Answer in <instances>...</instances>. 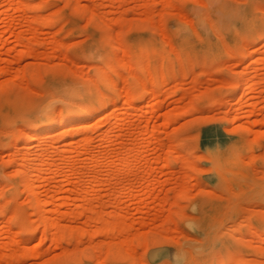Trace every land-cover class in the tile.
<instances>
[{"label":"rangeland","instance_id":"374dc122","mask_svg":"<svg viewBox=\"0 0 264 264\" xmlns=\"http://www.w3.org/2000/svg\"><path fill=\"white\" fill-rule=\"evenodd\" d=\"M0 264H264V0H0Z\"/></svg>","mask_w":264,"mask_h":264},{"label":"bare ground","instance_id":"6f19581e","mask_svg":"<svg viewBox=\"0 0 264 264\" xmlns=\"http://www.w3.org/2000/svg\"><path fill=\"white\" fill-rule=\"evenodd\" d=\"M18 2V1H17ZM19 2H21V0H19ZM22 3H23V1H22ZM27 3V2H26ZM26 6V5H25ZM149 90V89H148ZM104 93V92H103ZM130 98H132L131 96H129ZM103 104H104V102H103ZM141 110H143V109H140V111ZM144 111V110H143ZM37 137H39V134L38 133H33L31 136H29V138H37ZM129 151V150H128ZM28 153V152H27ZM24 155V154H23ZM39 155V154H38ZM125 155V154H124ZM111 156V155H110ZM115 156V155H114ZM28 158L29 157H26V156H24L23 158H22V161H21V165H22V170L24 171V175H23V180H22V182H23V184L27 187V189H28V191H29V194H30V198L37 204V207L38 208H40V215H41V217L43 218V221H45L46 220V218H48L49 217V209H48V207H47V204L49 203V201L47 200L46 201V199H44V196H43V192L40 190V188L38 189V185H37V182H38V180L39 179H41L40 177H42V176H39V174L37 173L38 171H36L37 169H38V165H39V163L37 162V164L36 165H33L32 164V162L30 163L29 161H27L28 160ZM36 158V157H35ZM113 158H115V157H113ZM113 158L111 159L112 160V162L114 163L115 162V160L116 159H114V161H113ZM111 160H110V162L108 163V164H111L112 162H111ZM72 161V160H71ZM109 161V160H108ZM125 161V162H124ZM123 161V163H126L127 164V162H126V160H124ZM76 162V161H75ZM35 163V162H34ZM41 163V162H40ZM112 163V164H113ZM71 164H73V163H71ZM111 164V165H112ZM42 165V164H41ZM122 165H124V164H122ZM44 166V165H43ZM58 166V165H57ZM125 166V165H124ZM124 166H122V167H124ZM127 166V165H126ZM42 167V166H41ZM40 168V167H39ZM72 170V169H71ZM42 174V173H41ZM44 178V177H43ZM43 178L41 179V180H43ZM98 178V177H97ZM96 180V179H95ZM99 180V179H98ZM97 181V180H96ZM41 182V181H40ZM97 184V183H96ZM80 191V190H79ZM61 193V192H60ZM62 193H63V191H62ZM80 193H82V192H80ZM85 195V194H84ZM88 195H90L88 192H86V195L84 196L85 198L87 197V200L88 199H91V198H88V197H90V196H88ZM65 195L64 194H61V196L60 197H64ZM66 197V196H65ZM64 197V198H65ZM52 198V197H51ZM53 198H55V196H53ZM85 200V199H84ZM62 207V206H61ZM63 208V207H62ZM89 208V207H88ZM93 209V208H92ZM58 213H56V214H59L61 211H62V213H63V210H61V208H59L58 210ZM60 215L61 214H59L58 216L60 217ZM56 217V216H55ZM48 219H50V218H48ZM53 220H49V222L50 223H52V225L54 226H56V228H58L59 226V224H58V217H57V219L56 218H52ZM49 223V224H50ZM54 226V227H55ZM58 226V227H57ZM49 227V226H48ZM45 228V227H44ZM61 229V228H60ZM59 231V230H58Z\"/></svg>","mask_w":264,"mask_h":264}]
</instances>
